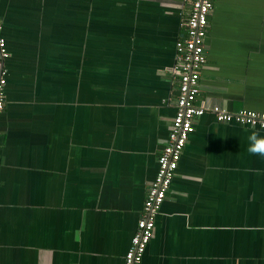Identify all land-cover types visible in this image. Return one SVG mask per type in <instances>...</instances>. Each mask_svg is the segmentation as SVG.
I'll return each mask as SVG.
<instances>
[{
	"label": "crops",
	"instance_id": "1",
	"mask_svg": "<svg viewBox=\"0 0 264 264\" xmlns=\"http://www.w3.org/2000/svg\"><path fill=\"white\" fill-rule=\"evenodd\" d=\"M191 0H0V264H123L178 93ZM195 104L264 113V0H213ZM141 264H264L263 130L193 120Z\"/></svg>",
	"mask_w": 264,
	"mask_h": 264
},
{
	"label": "built area",
	"instance_id": "2",
	"mask_svg": "<svg viewBox=\"0 0 264 264\" xmlns=\"http://www.w3.org/2000/svg\"><path fill=\"white\" fill-rule=\"evenodd\" d=\"M213 0H191L189 16L185 22V34L175 43L174 64L171 69L176 78L178 93L175 114L172 118L167 141L157 158L156 176L149 184L142 213L137 222L123 264H141L147 244L153 236L155 217L171 185L182 150L193 132V120L209 111L218 123L234 124L264 131V113L251 110L226 112L218 107L204 109L196 106L195 99L201 69L206 63L204 39ZM0 19V123L4 111L6 70L4 61L8 57L6 42L2 34ZM1 132V128H0Z\"/></svg>",
	"mask_w": 264,
	"mask_h": 264
},
{
	"label": "clouds",
	"instance_id": "3",
	"mask_svg": "<svg viewBox=\"0 0 264 264\" xmlns=\"http://www.w3.org/2000/svg\"><path fill=\"white\" fill-rule=\"evenodd\" d=\"M248 153L264 157V135L257 131H253L248 137Z\"/></svg>",
	"mask_w": 264,
	"mask_h": 264
}]
</instances>
